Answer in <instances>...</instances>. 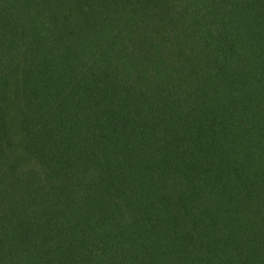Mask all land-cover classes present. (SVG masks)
Segmentation results:
<instances>
[{"label": "trees", "instance_id": "obj_1", "mask_svg": "<svg viewBox=\"0 0 264 264\" xmlns=\"http://www.w3.org/2000/svg\"><path fill=\"white\" fill-rule=\"evenodd\" d=\"M0 264H264V0H0Z\"/></svg>", "mask_w": 264, "mask_h": 264}]
</instances>
